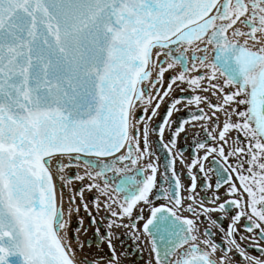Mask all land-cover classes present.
I'll return each instance as SVG.
<instances>
[{
    "label": "snow or ice",
    "instance_id": "snow-or-ice-1",
    "mask_svg": "<svg viewBox=\"0 0 264 264\" xmlns=\"http://www.w3.org/2000/svg\"><path fill=\"white\" fill-rule=\"evenodd\" d=\"M184 84L193 93L187 103L200 113L191 120L215 124L211 131L205 125L215 143H197L203 155L187 165L185 189L173 149L189 121L163 143L184 97L173 99L158 127L170 157L164 179L168 171L172 177L161 188L148 122ZM233 131L239 135L226 151ZM210 157L219 167L206 171ZM194 168L205 179L217 173L212 206L196 201ZM73 181L87 183L73 192ZM224 185L232 198L219 202ZM86 190L95 191L97 212L109 214V230L147 237V264H233V249L245 264H264L234 237L246 218L247 231L264 238V0H0V264H121L112 231L103 237L106 261L78 256L81 229L69 236L77 197L96 223L83 203ZM233 207L226 229L212 218ZM204 221L209 227L201 232Z\"/></svg>",
    "mask_w": 264,
    "mask_h": 264
},
{
    "label": "flooded vegetation",
    "instance_id": "flooded-vegetation-1",
    "mask_svg": "<svg viewBox=\"0 0 264 264\" xmlns=\"http://www.w3.org/2000/svg\"><path fill=\"white\" fill-rule=\"evenodd\" d=\"M173 129H175V127H173ZM185 130H187V129L185 128ZM171 134H172V132H168L167 133L168 143H169V139L171 137ZM176 139H177V144H176V147L173 149V156L176 159L175 168H176L177 174L180 176V179H181L182 184L184 185V188L187 189L190 186V183H191V178L188 175L187 165L191 162L192 158H190V156H188V155H184L183 153L180 152V150H182V151L187 150L189 145L192 142V139L189 138L187 135H184V134L182 136H178ZM169 147H171L170 144H169ZM200 150L201 149H197L194 158H196L197 156H202L203 155V153L200 154ZM181 160L183 162H181ZM210 160H212V157H210L208 161L204 162L206 171L208 169H211V167L209 165ZM192 174L197 177V188H196V192L194 194L196 195L197 203H199V200H200V188H199L198 184H199L201 179H205V175H204V173H200L198 168H194L192 170ZM207 177H209L211 179V181H213V173H212V171H208L207 172ZM208 192L209 193H214L212 188L208 189ZM182 194L187 196L189 193L187 191H184ZM219 195L222 198H224L225 196H228V195H226V191L220 192ZM188 202H190V201H186V203H188ZM235 211H236V209H235ZM185 215H190V214L189 213H185ZM211 215H212L213 219H216L220 215H223V213L217 212V213H212ZM231 216L232 215H227V219H226V225L227 226L231 223ZM201 219L203 220V217H201ZM244 220H246V218H242L241 221L238 224H236V226H235L236 229H237V231L234 233V237L236 238V240H238L239 237H242V232H243L242 226H243ZM208 227H209L208 222L204 221V223H202L200 225L201 232H203ZM211 232L214 233V239L216 240V242L222 241L224 239L223 234L219 231L217 226H211Z\"/></svg>",
    "mask_w": 264,
    "mask_h": 264
},
{
    "label": "rangeland",
    "instance_id": "rangeland-1",
    "mask_svg": "<svg viewBox=\"0 0 264 264\" xmlns=\"http://www.w3.org/2000/svg\"><path fill=\"white\" fill-rule=\"evenodd\" d=\"M71 189H72V191L74 192V182H73V184H72V186H71ZM64 201L66 202V204H68V206H69V188L68 187H65L64 188ZM72 206H74V204L72 205Z\"/></svg>",
    "mask_w": 264,
    "mask_h": 264
},
{
    "label": "bare ground",
    "instance_id": "bare-ground-1",
    "mask_svg": "<svg viewBox=\"0 0 264 264\" xmlns=\"http://www.w3.org/2000/svg\"><path fill=\"white\" fill-rule=\"evenodd\" d=\"M167 75V74H166ZM166 79V78H165ZM57 188H58V192H60L61 190V186H60V182L57 181ZM74 210V209H73ZM72 214H74V212H72ZM65 219H68L67 216V208L65 207Z\"/></svg>",
    "mask_w": 264,
    "mask_h": 264
}]
</instances>
